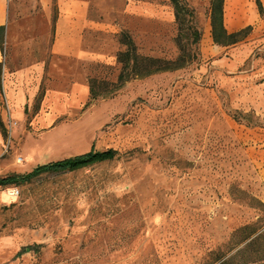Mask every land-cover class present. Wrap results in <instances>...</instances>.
I'll use <instances>...</instances> for the list:
<instances>
[{
    "label": "rangeland",
    "instance_id": "rangeland-1",
    "mask_svg": "<svg viewBox=\"0 0 264 264\" xmlns=\"http://www.w3.org/2000/svg\"><path fill=\"white\" fill-rule=\"evenodd\" d=\"M153 1L91 0L95 17L129 33L139 56L180 59L170 65L180 68L130 79L126 71L120 81L121 64L85 66L87 105L52 134L28 122L17 135L22 93L5 87L7 107L3 87L9 72L49 61L55 15L39 0H0V179L93 147L118 153L0 187V264H218L264 232V15L237 26L249 28L243 40L222 46L211 37L210 0H188L201 33L196 48L187 17L178 25L170 3L173 23L136 14L135 4ZM233 17L230 0L227 27ZM96 41L115 50L114 38ZM63 76L54 64L42 89L61 88Z\"/></svg>",
    "mask_w": 264,
    "mask_h": 264
},
{
    "label": "crops",
    "instance_id": "crops-1",
    "mask_svg": "<svg viewBox=\"0 0 264 264\" xmlns=\"http://www.w3.org/2000/svg\"><path fill=\"white\" fill-rule=\"evenodd\" d=\"M47 17L55 15L52 22V45L48 60L24 70L11 71L3 93L8 100L5 87L13 89L17 102L15 117L18 124L16 134L23 133L28 122L38 133L52 134L60 122L74 111L83 109L90 101V84L85 66L104 65L119 69L117 54L119 50L120 27L114 22L96 18L91 0H39ZM225 0L223 22L225 29L235 33L241 27L255 23L260 17L256 0H234V20L227 27V5ZM261 2V1H260ZM170 0H155L150 5L135 4L136 14L144 15L152 11L157 17L173 23ZM239 28H238V27ZM226 29V30H227ZM114 38L115 50L97 42L96 37ZM113 40V39H112ZM63 69V80L68 83L61 88L48 86L45 90L44 78L51 73L54 64ZM70 66L69 70L66 67ZM49 82V79H48ZM13 94V95H14ZM28 110V114H26ZM76 155V154H75ZM74 155L65 157L70 158ZM60 159V158H59ZM58 161V159L50 162Z\"/></svg>",
    "mask_w": 264,
    "mask_h": 264
},
{
    "label": "trees",
    "instance_id": "trees-1",
    "mask_svg": "<svg viewBox=\"0 0 264 264\" xmlns=\"http://www.w3.org/2000/svg\"><path fill=\"white\" fill-rule=\"evenodd\" d=\"M171 5L175 9V18L178 25L185 23L187 17V25L192 33V44L198 48L201 41V33L195 26V14L188 5V0H170ZM225 0H210V26L211 37L214 43L229 46L236 44L247 36L249 28L244 30L228 33L224 27ZM256 5L260 16L264 15V8L260 0H256ZM5 35V27H0V46ZM120 45L125 50L118 52L117 61L121 64V73L119 80H125V72L130 71L128 78H140L151 76L159 72H167L178 69L170 65H175L176 62H164L161 60L142 57L137 54L136 44L127 32H121ZM132 63V64H131ZM165 66V67H163ZM91 92V86H90ZM0 128L4 130V124L0 120ZM5 132V131H4ZM118 153L115 150L96 151L93 147L89 153L80 156L70 157L64 160L50 162L43 166L36 167L33 171L24 174H12L10 176L0 179V187H18L31 183L33 180L44 174H62L76 172L82 169L89 168L93 165L110 162L117 158ZM262 229V228H261ZM261 229L255 230L250 236V241L241 249L236 251L233 255H222L216 261L218 264H264V232L259 233ZM42 246L35 245L28 247L30 251H38ZM27 249V248H26ZM23 249L13 259L20 258L26 251Z\"/></svg>",
    "mask_w": 264,
    "mask_h": 264
},
{
    "label": "built area",
    "instance_id": "built-area-1",
    "mask_svg": "<svg viewBox=\"0 0 264 264\" xmlns=\"http://www.w3.org/2000/svg\"><path fill=\"white\" fill-rule=\"evenodd\" d=\"M5 102H6V105H7V107H8V102H7L6 97H5ZM13 125H16V123L13 124V123L10 122V126L12 127Z\"/></svg>",
    "mask_w": 264,
    "mask_h": 264
}]
</instances>
